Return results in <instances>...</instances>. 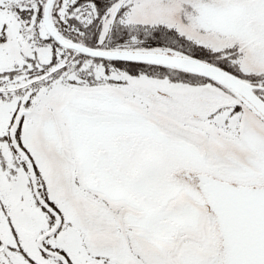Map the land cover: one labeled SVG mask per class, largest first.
<instances>
[{
	"label": "snow or ice",
	"instance_id": "obj_1",
	"mask_svg": "<svg viewBox=\"0 0 264 264\" xmlns=\"http://www.w3.org/2000/svg\"><path fill=\"white\" fill-rule=\"evenodd\" d=\"M0 264H264V0H0Z\"/></svg>",
	"mask_w": 264,
	"mask_h": 264
}]
</instances>
